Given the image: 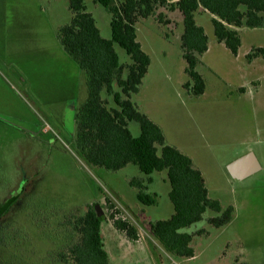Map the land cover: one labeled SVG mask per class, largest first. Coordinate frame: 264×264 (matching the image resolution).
I'll return each mask as SVG.
<instances>
[{
	"label": "rangeland",
	"instance_id": "374dc122",
	"mask_svg": "<svg viewBox=\"0 0 264 264\" xmlns=\"http://www.w3.org/2000/svg\"><path fill=\"white\" fill-rule=\"evenodd\" d=\"M84 5L101 37L108 39L110 15L94 0H84ZM70 18L67 0H0V203L18 197L2 219L0 264H47L34 261L36 256L26 260V242H16L26 227L36 233L33 222H42L41 212L47 216L60 211L49 215L48 222L62 223L65 212L82 215L92 205L102 206L109 218L107 201L142 230V235L137 232L149 250L144 253L128 244L106 219L100 232L108 264H264V59L259 58L252 70L242 66L244 53L264 48V29H239L236 58L216 41L210 15L198 12L195 21L207 36L208 49L196 67L205 90L193 96L183 88L188 78L180 49L179 13L159 8L154 17L135 26L150 65L133 102L161 129L168 145L191 159L208 197L222 208H233L232 220L222 228L207 223L215 213L206 210L201 221L182 230L205 233L192 239L194 259L180 260L168 255L147 228L173 212L165 193V173L150 176L157 202L140 205L143 212L137 218L123 204L124 198L133 199L128 181L143 177L138 169L92 168L75 152L73 108L82 105L86 89L73 61L58 50L56 39L58 28ZM114 49L121 63L129 62L123 50ZM129 129L138 135L136 123H129ZM247 152L255 155L261 169L242 181L233 180L226 165Z\"/></svg>",
	"mask_w": 264,
	"mask_h": 264
},
{
	"label": "trees",
	"instance_id": "16d2710c",
	"mask_svg": "<svg viewBox=\"0 0 264 264\" xmlns=\"http://www.w3.org/2000/svg\"><path fill=\"white\" fill-rule=\"evenodd\" d=\"M110 15V37H101L84 0H67L70 21L59 27L58 40L63 51L84 74L87 98L76 111V131L73 145L76 154L88 166L105 171H118L135 166L142 178L131 179L137 190L136 200L143 206H153L156 194L149 192L151 175L164 172L169 185L167 194L172 215L166 220L148 223V232L171 257H194L192 239L204 234L183 232L202 220L206 210L215 213L207 219L214 228L230 223L233 208H222L208 197L204 179L191 159L179 149L168 145L161 129L142 113L132 100L150 65L149 57L136 39V24L154 17L159 8L177 11L181 18L180 49L185 61L188 80L183 88L193 96L202 95L205 84L196 67L207 51L208 39L196 24L198 12L211 17L213 34L218 43L236 56L241 46L239 29H264V0H94ZM161 23L162 16L157 15ZM117 46L129 59L121 63L114 49ZM264 59V48H252L245 60ZM138 125V135L130 132L129 123ZM18 202L12 196L0 203L2 219ZM109 218L112 226L129 241L137 240V229L124 218L110 201ZM102 210V206L100 207ZM103 221L94 206L87 207L75 220V242L60 254L61 264H108L100 228ZM237 263V262H236ZM244 264V263H240Z\"/></svg>",
	"mask_w": 264,
	"mask_h": 264
},
{
	"label": "flooded vegetation",
	"instance_id": "af4514ba",
	"mask_svg": "<svg viewBox=\"0 0 264 264\" xmlns=\"http://www.w3.org/2000/svg\"><path fill=\"white\" fill-rule=\"evenodd\" d=\"M59 212L48 213L47 216H44V213L41 212L42 214L40 213L39 219L42 222H35V223L33 222V226L35 224L34 226L36 230L35 234L30 233L28 230V227H26L27 229L23 230V232L21 230L20 236H19L20 239H18L16 242H20V240L23 243L26 242V245L24 246L25 248L23 249L26 260L28 261L30 259L32 260V257L36 256L38 259L34 261L39 262V263L46 262L47 264H61L62 258L60 257V254L66 251L67 246L70 243L75 242L76 240L75 238L76 233H75L74 226H75V220H76L77 214H74L72 212H69V213L65 212L64 214H62L65 216L63 218L64 222L61 223L60 222L61 219L53 224L48 222L49 215L54 217V215H56ZM52 233H53V236H52ZM42 247H45V248H42Z\"/></svg>",
	"mask_w": 264,
	"mask_h": 264
},
{
	"label": "crops",
	"instance_id": "0c3cea01",
	"mask_svg": "<svg viewBox=\"0 0 264 264\" xmlns=\"http://www.w3.org/2000/svg\"><path fill=\"white\" fill-rule=\"evenodd\" d=\"M56 39H57V44H58V50L60 49H62V46H61V44H60V42H59V40H58V37H57V35H56ZM253 48H255V47H253ZM257 48V47H256ZM240 49V48H239ZM252 49V48H251ZM250 49V50H251ZM249 50V51H250ZM62 51H63V49H62ZM248 51V52H249ZM64 52V51H63ZM247 52V53H248ZM65 53V52H64ZM230 53V52H229ZM247 53H244L243 54V58H244V61H245V64H242V66H244L245 68H247V69H249V70H252V69H254V67H256L257 66V64H258V60H259V58H257V59H254V60H252L251 62H247L246 60H245V55L247 54ZM232 55V54H231ZM239 55V50H238V53H237V55L236 56H233V57H236L237 58V56ZM68 57V56H67ZM74 63V62H73ZM74 65H75V67H77L76 69H78L77 71H79L78 73L81 75V77H82V81H83V84H84V87H85V80H84V74L81 72V70L78 68V66L74 63ZM251 84H253L252 82H251ZM258 87V86H257ZM246 88V87H245ZM245 88H241V92H243V93H245L246 92V90H245ZM85 89H86V87H85ZM86 98H87V92H86ZM86 101V99L84 100V102ZM84 102L82 103V104H84ZM77 107L76 106H74V108H73V110H77L76 109ZM76 113V112H75ZM205 182V181H204ZM128 183H130V181H128ZM151 183H152V180H151ZM168 184V183H167ZM132 188V187H131ZM133 189V191H134V193H133V199H132V201H129V200H127V199H125L124 198V200H125V202H124V206L126 207V208H130L131 210H132V212H133V214L134 215H136V217L137 218H139V217H141V215H142V212H143V209L142 208H140V203H138L137 202V200H136V193H137V190L136 189H134V188H132ZM148 190H149V192H151V193H154V194H156V198H155V204L153 205V206H155L156 205V202H157V191H155L153 188H152V185L151 186H148ZM168 192H169V185H168V188L166 189V191H165V193L166 194H168ZM10 197H12V196H9L8 198H10ZM8 198H6V199H8ZM5 199V200H6ZM129 201V202H128ZM138 230V232H141L142 230H140L139 228L137 229ZM138 232H137V240L136 241H134V242H131V241H129L123 234V236L125 237V239H126V241H127V243L128 244H132V245H135L136 247H139V249H140V251H141V249L142 250H144V253L145 252H148L149 250H147V248L144 246V242H145V239H143V238H140V234L142 235V232L140 233V234H138ZM142 241V242H141ZM149 253H152V251L151 252H149ZM192 259H194V258H191V259H189V260H192ZM142 264H154V263H150V261H146V262H144V263H142Z\"/></svg>",
	"mask_w": 264,
	"mask_h": 264
},
{
	"label": "water",
	"instance_id": "95a60500",
	"mask_svg": "<svg viewBox=\"0 0 264 264\" xmlns=\"http://www.w3.org/2000/svg\"><path fill=\"white\" fill-rule=\"evenodd\" d=\"M260 169L261 166L252 152H247L226 165V171L230 178L237 181H242L256 174ZM94 209L100 221L106 220L100 206H94Z\"/></svg>",
	"mask_w": 264,
	"mask_h": 264
}]
</instances>
